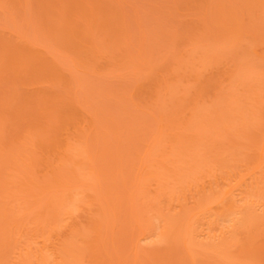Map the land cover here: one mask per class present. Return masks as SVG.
I'll return each instance as SVG.
<instances>
[{
	"label": "rangeland",
	"instance_id": "obj_1",
	"mask_svg": "<svg viewBox=\"0 0 264 264\" xmlns=\"http://www.w3.org/2000/svg\"><path fill=\"white\" fill-rule=\"evenodd\" d=\"M247 202L264 0H0V264H264Z\"/></svg>",
	"mask_w": 264,
	"mask_h": 264
},
{
	"label": "bare ground",
	"instance_id": "obj_2",
	"mask_svg": "<svg viewBox=\"0 0 264 264\" xmlns=\"http://www.w3.org/2000/svg\"><path fill=\"white\" fill-rule=\"evenodd\" d=\"M15 21H16V20H15ZM207 156H208V155H207ZM231 165H232V164H231ZM226 166H229V165L227 164ZM226 169H227V168H226ZM230 171H231V170H229V172H230ZM235 171H236V170H235ZM234 173H235V172H234ZM214 176H215V173H214ZM216 177H217V176H216ZM255 178H256V177H255ZM187 181H188V180H187ZM188 183H189V181H188ZM202 184H203V183H202ZM202 184H201V185H202ZM209 185H210V184H209ZM204 186H205V185H203V187H204ZM203 187L201 186V188H203ZM205 187H206V186H205ZM258 187H259V186H257V188H258ZM201 188H200V189H201ZM206 188H207V187H206ZM200 189H199V190H200ZM208 189H209V191H210V187H208ZM208 189H207V190H208ZM201 191H204V190H201ZM209 191H208V193H207L208 196H209V198H207V196H206V199H207V200L210 199ZM220 191H221L222 193H221ZM220 191H219V190L217 191L218 194L221 193V194L223 195V191H224V190H223V191L220 190ZM231 192H232V191H230L229 196H230ZM205 193H206V192H205ZM214 193H215V191L213 192V195L217 194V193H215V194H214ZM207 194H206V195H207ZM221 194H220V197L222 196ZM233 195H234V197H236L235 194H233ZM204 196H205V194H204ZM204 196L202 195V197H204ZM215 196H216V195H215ZM229 196H228V194H227V197H229ZM211 197H212V196H211ZM214 198H215V197H214ZM216 198H217V196H216ZM223 198H225V197H223ZM231 198H232V197H230L229 200H230ZM238 198H240V197H236V199L233 198V199H231V201H228V199H227L226 201H228V202L225 201L226 203H224V205H220V207H221L222 209H224V207L228 209V207H229V209L227 210V211H229V212L236 208V209L233 210L231 213H229L230 215H226L227 212H226V214H225L226 218H227V217L230 218V217H233V216H234V218H230V220H229V218H228V219H224V218H223L224 221L229 220V221H227L226 223L232 221V224L230 223V225H231L232 227L234 226V227L231 229V228H229L230 225L227 224L228 227H226V228H227L226 232H227V231L230 232V231H233V230L235 231V224H236V223H237L238 226H239L240 223L242 224V222L244 223V222L246 221V218H247V217L250 218V216H253L252 214L247 216V213H246L245 216H242V215H239V216L236 215V216H235V213H237L236 210H238V212H239L240 210L237 208V206L239 207V204H236V203H235V204H236V206H235V204H234L233 202H235V201L241 199V198H240V199H238ZM210 200H211V199H210ZM212 200H213V199H212ZM212 200H211V201H212ZM221 201H222V200H221ZM240 201H243V200H240ZM204 202H206V200H204ZM209 202H210V201H209ZM217 202H218V201H217ZM238 202H239V201H238ZM248 202H249V201H248ZM248 202H247V206H248V207H250V205H253V204H254L256 207L258 206L257 208H256V207H255V208H256L257 210H260V211H259V214H260V213H262V214L264 213V205H263L264 202H263V204H262V202H261V203H259L258 205H256L257 203L255 204V203H253V202H252V204L248 205ZM250 202H251V200H250ZM254 202H255V201H254ZM218 203H220V202H218ZM220 204H221V203H220ZM222 204H223V203H222ZM225 204H227V205H225ZM233 204H234L235 207L233 206ZM244 204H245V201H244ZM231 205H232V206H231ZM245 205H246V204H245ZM245 205H243V206L246 207ZM216 207H217V206H216ZM218 207H219V206H218ZM218 207H217V208H218ZM232 207H233V208H232ZM253 208H254V207H253ZM219 209H220V208H219ZM219 209H218V210H219ZM222 209H220L219 212H218V213L221 215V217H222V215H223V214H221V213H225L224 210H226V209H224L223 211H221ZM249 209H251V208H248V209H246V210H244V211H250ZM256 209L254 210L253 214L256 213V211H257ZM218 210H217V211H218ZM262 210H263V212H262ZM234 211H235V212H234ZM214 212H215V211H214ZM214 212H213V213H214ZM220 212H221V213H220ZM257 212H258V211H257ZM218 213L216 212V214H218ZM251 213H252V212H251ZM231 214H232V215H231ZM233 214H234V215H233ZM244 214H245V213H244ZM248 214H249V213H248ZM259 214H257V215H259ZM257 215H254V216H257ZM211 216H212V215H211ZM223 216H224V215H223ZM246 216H247V217H246ZM251 218H252V217H251ZM251 218H250V219H251ZM214 219H215V218H214ZM214 219H213V222H214ZM231 219H232V220H231ZM247 219H248V218H247ZM250 219H249V221H250ZM253 219H254V218H253ZM218 220L221 222L220 219H218ZM240 220H241V222H240ZM256 220H258V219H256ZM222 221H223V220H222ZM249 221H248V222H249ZM251 221H252V220H251ZM211 222H212V221H211ZM222 223L226 224L225 222H222ZM222 223H221V224H222ZM211 224H212V223H211ZM217 224H219V226H220V223H217ZM217 224H216V226H218ZM241 224H240V225H241ZM245 224H246V223H245ZM214 225H215V224H213V226H214ZM225 226H226V225H224V228H225ZM236 226H237V225H236ZM214 227H215V226H214ZM221 227H222V225H221ZM243 227H245V226H243ZM238 228H240V227H238ZM202 229H203V228H202ZM215 229H216V228H215ZM228 229H230V230H228ZM200 230H201V229H200ZM159 231H161V230H159ZM222 231H224V230L222 229L221 232H222ZM236 231H237V230H236ZM236 231H235V232H236ZM203 232H204V231H203ZM207 232H208V231H207ZM218 232H219V231H218ZM221 232H220V233H221ZM226 232H225V233H226ZM156 233H157V232H156ZM160 233H161V234H160ZM209 233H210V231H209ZM220 233H219V234H220ZM159 234L162 235V232H159ZM214 234H215V233H213V235H214ZM221 234H222V233H221ZM221 234H220V235H221ZM151 235H153V234H151ZM202 235H203V234H202ZM208 235H209V234H208ZM208 235H207V238H208ZM211 235H212V234H211ZM157 236H159V235H157ZM203 236H204V235H203ZM205 236H206V235H205ZM217 236H218V235H217ZM142 237H143V236H142ZM148 237H150V234H149ZM159 237H161V236H159ZM219 237H220V236H219ZM219 237H218V239H219ZM222 237H223V235H222ZM222 237H221V239L223 240L225 236H224L223 238H222ZM146 238H147V237H146ZM205 238H206V237H205ZM213 238H214V237H213ZM226 238H227V237H226ZM142 239H143V238H142ZM144 239H145V237H144ZM208 239H209V238H208ZM221 239H219L220 241H217V240H214V239H213V240H214V241H217V242H222ZM206 240H207V239H206ZM211 240H212V236H211ZM227 240H228V238H227ZM203 241H204V239H203ZM223 241H225V240H223ZM201 242H202V240H201ZM205 242H206V241H205ZM207 242H208V241H207ZM212 242H213V241H212ZM214 243H215V242H214Z\"/></svg>",
	"mask_w": 264,
	"mask_h": 264
}]
</instances>
